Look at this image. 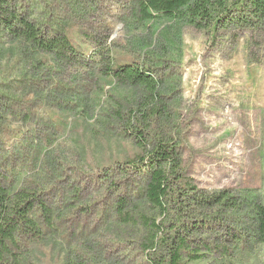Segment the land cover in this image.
Returning a JSON list of instances; mask_svg holds the SVG:
<instances>
[{
	"label": "trees",
	"instance_id": "obj_1",
	"mask_svg": "<svg viewBox=\"0 0 264 264\" xmlns=\"http://www.w3.org/2000/svg\"><path fill=\"white\" fill-rule=\"evenodd\" d=\"M134 8L141 22L178 20L211 38L230 28L264 29V0H135ZM0 39L15 65H23L21 81L29 74L33 82L45 69L67 62L82 64L63 27L31 18L18 0H0ZM160 61L110 62L99 71L127 96L109 99L98 122L138 151L92 177L95 194L83 195L84 180L62 186L66 162L53 155L34 148L38 162L12 161L0 138V264H44V258L57 264H115L107 251L112 245L136 251L140 264H234L242 253L264 246L259 195L204 190L188 176L177 103L168 96L177 86L157 71ZM12 95L0 85V127L19 116L6 106ZM29 114L22 118L29 120ZM101 193L103 204L95 212ZM98 212L97 223L85 222Z\"/></svg>",
	"mask_w": 264,
	"mask_h": 264
},
{
	"label": "rangeland",
	"instance_id": "obj_2",
	"mask_svg": "<svg viewBox=\"0 0 264 264\" xmlns=\"http://www.w3.org/2000/svg\"><path fill=\"white\" fill-rule=\"evenodd\" d=\"M18 3L43 25L62 26L82 64L67 62L45 69L33 82L29 74L21 81L23 65H15L6 50L9 45L0 39V85L14 97L6 106L19 115L8 117L0 127L12 161L38 162L34 148L53 155L56 162H66L62 186L84 180L83 195L94 193L98 185L92 177L138 151L132 142L107 134L98 122L109 99L127 96L124 87L99 71L110 62L114 66L160 59L157 71L177 86L168 96L177 103L180 151L188 176L204 190L228 188L237 195L254 191L264 201V29L230 28L211 38L178 20L141 22L135 0ZM73 95L83 102L76 104ZM28 113L30 119L24 120ZM102 198V193L97 195L95 212ZM99 214L85 222L92 226ZM107 251L115 264L141 263L136 251L116 245ZM240 256L234 264H264V246ZM44 264L57 262L44 258Z\"/></svg>",
	"mask_w": 264,
	"mask_h": 264
}]
</instances>
